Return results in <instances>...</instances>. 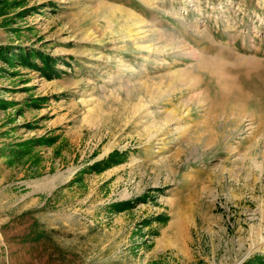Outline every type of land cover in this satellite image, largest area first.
Wrapping results in <instances>:
<instances>
[{"label":"rangeland","instance_id":"1","mask_svg":"<svg viewBox=\"0 0 264 264\" xmlns=\"http://www.w3.org/2000/svg\"><path fill=\"white\" fill-rule=\"evenodd\" d=\"M0 264H264V0H0Z\"/></svg>","mask_w":264,"mask_h":264},{"label":"trees","instance_id":"2","mask_svg":"<svg viewBox=\"0 0 264 264\" xmlns=\"http://www.w3.org/2000/svg\"><path fill=\"white\" fill-rule=\"evenodd\" d=\"M22 56L23 57H25V56H27V57H30V56H32V58H34V56H35V53H22ZM41 56V55H40ZM42 57H44L43 55H42ZM45 58V57H44ZM44 60H46V62L48 63L49 62V60L47 59V58H45ZM123 157V156H122ZM121 159H123V158H121V154H120V152L119 151H114V152H112L110 155H109V157L106 159V161L104 162V161H102V162H96V163H94L93 165H91V167L93 168V169H96V170H103V168L102 167H105V166H111L112 165V163H121ZM112 161H114V162H112ZM104 163V164H103ZM104 165V166H103ZM114 165V164H113ZM91 168V169H92ZM133 206V202L132 201H123V202H118V203H114V205H113V210H117V211H120V210H124V209H127V208H130V207H132Z\"/></svg>","mask_w":264,"mask_h":264},{"label":"bare ground","instance_id":"3","mask_svg":"<svg viewBox=\"0 0 264 264\" xmlns=\"http://www.w3.org/2000/svg\"><path fill=\"white\" fill-rule=\"evenodd\" d=\"M199 25V24H198ZM165 34V33H164ZM164 38H165V35H164ZM167 41L170 43L168 45H173L174 48H180V49H183L184 50V53L188 54V55H193L195 56L196 58H198V61L201 60V55L199 52H197L195 49L191 48L189 50H186V47L185 45H183V42L181 40H179L177 37H175V35H169V38L167 39ZM204 60V59H203ZM199 61V62H201ZM204 62V61H203Z\"/></svg>","mask_w":264,"mask_h":264}]
</instances>
